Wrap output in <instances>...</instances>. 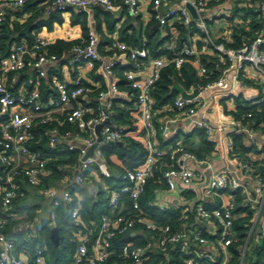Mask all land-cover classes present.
<instances>
[{
  "label": "built area",
  "instance_id": "obj_1",
  "mask_svg": "<svg viewBox=\"0 0 264 264\" xmlns=\"http://www.w3.org/2000/svg\"><path fill=\"white\" fill-rule=\"evenodd\" d=\"M32 0H0V36L5 23L6 11L21 9ZM141 0H47L43 12L51 15L54 12H68V10L86 11L101 8L106 12L117 13L126 8L131 16L138 15ZM166 1L176 2V7L165 13L160 12V6ZM150 10L160 26H166L178 21L186 30H193L198 36L196 47L182 48L172 53L170 57H158L149 61V74L138 79L135 71H127L123 76L127 87L135 101L136 114L139 117L148 155L144 163L134 170L127 171L119 178L116 177V188L107 191L106 207L112 217L103 215L96 229L83 224L79 218L80 204L71 191H77L85 186H94L97 179L115 178L103 161L101 147L104 144L123 142L125 129L116 126L112 121V94L118 92L115 82L107 89L95 88L83 84L80 78L72 83L49 73L46 66H54L57 70L61 66L60 58L48 52L49 43L37 39L34 44H13L4 54L0 52V168L4 176L0 186V264H42L44 250L36 249L32 261L19 258L15 254L14 244L2 233L4 221L1 210H7L17 196L20 188L18 180L36 188L41 179L50 172L46 169L47 158L39 153L30 151V142L34 139L33 126L39 124H68L73 131L57 135L54 128L50 131L47 147H60L63 152H78L77 164L58 166V170L70 169L74 172L72 180L66 183V190L59 196L57 185L65 179L55 180L48 187L41 188L40 194L50 199L52 207L60 204L69 207V214L74 224L82 225L83 231L73 233L70 241L75 242L76 248L71 264H103L110 254L111 241L121 235H126L136 227L146 232L154 247H177L180 253L187 256L183 264H231L233 251L237 253L238 263L242 264L248 248L253 242H258L264 255V28L254 39L239 49H232L222 42L213 40L209 33L206 19L207 0H151ZM195 12L192 18L186 6ZM111 50H117L128 56L136 69L140 62L147 59L144 49L131 48L123 43L114 41ZM71 64L89 68L100 67L105 78L114 77L116 61L103 64L97 52V40L92 32L87 33L83 46H73ZM210 55L218 58L224 66L219 75L212 81L201 83L199 79L206 75V69L201 65L199 57ZM191 62L198 77L194 90L196 99L204 94L215 91L237 92L235 97L241 98V105L247 111L237 116H228L215 124L200 116L204 104H191L190 100L181 95L174 100L173 108L178 117L189 119L194 128L204 131L210 139L215 133L227 136L226 154L243 178L252 184L249 188L243 180H239L228 171L212 173L205 178L203 172L192 169L189 163L205 164L183 145H169L165 150L158 148V128L154 121L153 99L150 90L159 80L163 69L168 66L179 70L185 63ZM33 72L37 80L49 77V89L44 97L39 83L31 88L15 87L19 77ZM253 91L255 94L245 95L244 92ZM251 93V94H253ZM90 97L95 98L93 105H82V101ZM57 115H63L64 121L59 122ZM264 116V115H263ZM103 125L100 130L101 140L98 141L96 127ZM76 133L81 146L76 149L62 143ZM232 135L242 137V144L249 148L242 153L234 147ZM262 143H258V140ZM93 148L92 155L86 157L88 150ZM164 156L170 158L171 165L162 174L169 191L174 189L173 179H178L185 188L203 187L201 197L196 203L185 206L180 210V218L174 225L158 224L149 219L141 209L140 200L146 192L148 181L153 175L155 165ZM23 158L24 165L14 160ZM111 189V190H110ZM127 195L131 201V211L124 213L123 196ZM244 202L239 205V199ZM159 212L166 208L157 207ZM246 218L243 237L238 238L235 223ZM54 214H51V220ZM97 230V231H96ZM133 237H136V233ZM140 235V233H139ZM145 235V234H144ZM116 260L111 264H143L146 260V249L126 243Z\"/></svg>",
  "mask_w": 264,
  "mask_h": 264
},
{
  "label": "trees",
  "instance_id": "obj_2",
  "mask_svg": "<svg viewBox=\"0 0 264 264\" xmlns=\"http://www.w3.org/2000/svg\"><path fill=\"white\" fill-rule=\"evenodd\" d=\"M236 5L231 11V16L226 18L228 23H230V38L228 40L219 39L216 42H222L225 46L232 49H239L244 44L250 42L254 39L262 29L264 28V0H238L235 2ZM39 2H34L32 0L30 3L23 6L21 13H27L30 11L32 17L25 19L21 24H10L4 23L2 27V33L0 36V52L4 54L8 51L12 44H19L21 42H26L28 45L34 44L33 33L40 30L42 27H50L54 23H61L62 19L59 13H55L48 18H42L43 7L39 6ZM126 12V9H123ZM72 12V10H70ZM110 12H104L101 9H95V17L100 15L108 19ZM127 14V13H126ZM128 22V21H127ZM72 24H79L83 31V36L86 39L87 27H86V16L85 15H76L72 17ZM208 24V22H207ZM173 28L180 30L182 27L178 21L174 22L172 25ZM120 33V41L127 44L131 48H144L148 55L157 58V57H170L171 52L167 50H161L162 45L170 40V36L159 39L158 31L146 30L145 39H142L140 36H135V34L128 35L124 31L125 27H122ZM112 30V29H111ZM8 34V35H7ZM3 35V36H2ZM77 41H64L57 40L54 44L49 45L48 52L54 54L57 57L71 49L73 46H76ZM111 46V41L107 38H103L99 44L100 46L106 45ZM179 45V42H178ZM83 46V45H82ZM201 65L206 69V75L199 79L201 83L207 81H212L219 75V70L223 68L224 64L218 58H213L210 55H202L199 57ZM128 68L118 70L114 68V71L117 75V87L121 92H127L131 94V90L127 87V82L123 76V70ZM196 69L191 62L185 63L179 70L174 69L172 66H168L162 70L159 80L150 90V96L153 99V109L159 113L158 115H163L161 110L163 108L169 107L172 114H177L173 108V103L177 97V93L172 90V87L177 84L183 87L184 89L189 88L191 85V79H195ZM197 81V80H196ZM104 88H101L103 90ZM239 114L246 112L247 110L243 107H239ZM112 111V121L116 126H124L127 124L129 126L128 133L125 131V137L123 138L122 146H117L114 144H104L101 147L103 154V161L112 172V174L119 178L121 175L125 174L127 171L134 170L139 168L145 161L148 150L146 147L144 132L139 130L136 133L135 138L128 136L129 133L136 132L138 128L133 122L130 121L131 114L129 111L124 112L121 109L113 108ZM264 111V108H263ZM264 112H262V117L264 118ZM237 116V115H236ZM59 122L64 121L63 115H57ZM56 129L57 135L62 136L64 132L73 131V128L68 124L64 123L63 125L56 124L51 122L49 124H39L38 121L35 122L33 126L32 133L34 134V139L30 142V151L39 153L42 157L47 158L48 162L46 169L50 172L47 177L41 179V183L36 189L40 190L41 188L48 187L55 180L67 181L69 179L70 172L67 169L58 170V166H70L77 164L78 152H63L60 150V147L50 149L47 147L50 131ZM198 136L200 138V145L196 150H191L197 158L202 159L204 155H207L213 149V144L209 142L203 131H198ZM190 137V136H188ZM242 137L239 135H232V141L235 148H238L242 153L247 152L249 148H246L242 144ZM64 159V160H63ZM171 165L170 158L164 156L154 168L152 177L147 183L146 192L140 200L141 209L149 219L154 220L158 224H170L174 225L176 220L180 218V212L174 211H165L159 212L157 208L151 205L153 201V194L156 189H162L166 187V182L162 176L166 169H169ZM4 176L0 168V186L3 182ZM104 186L116 188L119 183L116 178L102 180ZM20 188L17 191L16 198L12 201L11 205L7 210H1V216L4 221L2 227L3 235L14 244L15 254L20 257L21 252L27 251V259L32 261L36 249H44V260L45 264H71L73 261V255L76 248L75 242L70 241V236L72 233H77L83 231V226L74 224L71 220L69 214V207L60 204L53 209L54 219L47 221L42 224V227L37 233L35 238H27L24 232H19L17 230V225L22 222H31L33 220L32 208L23 209L18 207V202L22 199L24 190L21 189L22 185L26 183L21 180H18ZM28 186V185H26ZM100 189V188H99ZM75 192L86 195V190L84 188H79L77 191H71L75 195ZM104 191H100L96 194V200L94 203H91L87 197L85 200L79 201L80 212L79 218L81 222L93 230L96 229L99 225L100 218L103 215L112 217L111 212L107 209L106 203L107 200L104 198ZM122 201L125 204L124 213H129L131 211V201L127 195L123 196ZM25 211L28 216L24 220H15L14 215ZM246 218H241L235 223V229L238 232V238L243 237L244 223ZM55 227L58 230L59 236V246L56 248L50 241V230ZM16 229V230H15ZM97 231V230H96ZM138 231L139 236L132 237L131 232ZM130 233L126 235H121L115 237L111 241L110 251L113 254H110L107 261L103 264H111L116 260V256L119 254V251L126 243H133L135 246L144 247L146 249V260L143 264H183V260L187 258L180 253L177 247H157L154 250V244L146 232L142 229L136 227ZM144 234L147 236L145 237ZM257 261L264 264L263 253L261 249L257 251ZM231 264L238 263V256L235 250L233 251V258ZM87 264V263H83Z\"/></svg>",
  "mask_w": 264,
  "mask_h": 264
},
{
  "label": "crops",
  "instance_id": "obj_3",
  "mask_svg": "<svg viewBox=\"0 0 264 264\" xmlns=\"http://www.w3.org/2000/svg\"><path fill=\"white\" fill-rule=\"evenodd\" d=\"M47 0H34V2H39V6L43 7ZM116 3L122 2V0H113ZM150 1L151 0H141L138 6V15L131 16L128 11L126 12L121 8V10L117 13H109L108 19L104 16L100 15L95 17L94 11L98 8L88 9L86 11H79V10H68V12L59 13L61 16L62 22L61 23H54L50 29L47 27H42L40 30L33 33L34 42L37 39L44 40L50 45L54 44L57 40H64V41H77L78 43L76 46H82L85 43V38L83 36V31L79 24H72V17L74 14L76 15H85L86 16V27L87 33L92 32L97 40V52L99 57L101 58L103 64L108 63L109 61H116V66L118 70H123L124 72L127 71H135V75L138 79H143L148 76L149 74V61L154 59L153 57L148 55L147 52V59L141 61L139 69L134 68L133 64L129 62L128 56L123 54L117 50H111L110 45L108 43L106 45L100 46L99 44L103 38H107L109 41L114 42L117 41L118 43H123L120 41V33L121 30L124 28V31L127 32L128 35L135 34V36H141L142 39H145V32L146 30H155L159 33V39H164L170 36V40L166 41L161 50H167L172 53L181 50L182 48H192L196 47L197 45V38L198 36L193 32V30H186L185 28H181L180 30L173 28L172 24L166 26H160L158 24L157 19L155 18V14L150 10ZM236 1L238 0H207V10L204 15L206 22H208L207 26L209 28L210 36L213 40L225 39L228 40L230 37V30L226 18L231 16V11L236 5ZM178 4L173 1H166L161 4L160 6V14L165 13L170 8L176 7ZM101 9V8H99ZM126 9V8H125ZM22 9L12 10V9H5L6 17L5 22L10 24H21L25 19H29L32 17V13L28 11L27 13L22 14ZM103 10V9H101ZM104 11V10H103ZM105 12V11H104ZM189 12V11H188ZM127 13V14H126ZM51 14V15H53ZM190 14V12H189ZM50 15V16H51ZM191 15V14H190ZM42 18H48L49 15H45L42 11ZM192 17V16H191ZM193 18V17H192ZM128 21V22H127ZM224 21V26H219V22ZM112 29V30H111ZM3 31V30H2ZM8 35V34H7ZM87 35V34H86ZM3 36V35H2ZM87 38V36H86ZM179 42V45H178ZM26 43V42H21ZM15 44V43H14ZM20 44V43H19ZM13 45V44H12ZM127 45V44H126ZM70 50L63 51L60 55V62L61 66L58 67L57 70L54 66H46V69L49 73V77L52 75H57L65 79L68 83H72L74 79L80 78L83 81V84L90 85L95 88H104L107 89L108 85L115 82L117 85V75L114 71V77L112 78H105L100 67L89 68L86 64H81V66H76L71 64V57L72 54ZM162 57V56H160ZM158 58V57H157ZM195 79H191V85L189 88L184 89L180 85H177L183 89L188 94H192L194 90V85L198 81L197 74L195 75ZM49 77L41 79L40 81L37 80L36 75L33 72H26L22 74L19 79L16 81L15 87L19 90L25 86L27 89L31 88L32 86H36L39 83L41 85L40 89L45 96H47V92L49 89ZM197 80V81H196ZM173 88V87H172ZM176 92V91H175ZM177 93V92H176ZM237 92H230L229 91H215L212 93L204 94L197 99L194 97L190 100L191 104H196L197 102H201L204 104V109L200 111V116L207 119L211 123H216L223 118H227L228 116H236L239 115L238 108L243 104V100L241 98H236L235 96ZM253 91L244 92L245 95L254 96L255 94H251ZM180 95L177 93V97ZM109 99L113 106L117 109H121L124 112L129 111L131 114L130 121L135 124L138 128L135 130L134 133H129L128 136L131 138H135L137 135L136 133L139 130H142L139 117L136 114V106L133 96L128 94L127 92H121L118 89L116 94H112ZM176 97V98H177ZM175 98V99H176ZM96 103L95 98L90 97L88 99H84L82 101V105H93ZM242 107V106H241ZM171 112L170 108H163L161 113L163 115H158L156 110L153 109L154 114V121L158 128V148L161 150H165L169 145H183L188 151L196 150L200 145V138L198 136V129L194 128L191 121L189 119L178 117L175 114L169 113ZM125 129V131L129 130V126L125 124L121 126ZM202 131V130H200ZM204 132V131H203ZM190 136V137H188ZM205 138L213 144V149L207 155H204L201 160L205 161V164L197 165L194 163H189V167L198 171L203 172L205 178H210L212 173L220 172V171H228L237 177L239 180H243L245 185H248L249 188L252 187V184L245 180L241 174V172L236 168L235 163L227 157L226 154V141L227 136H222L218 133H215L213 138H208L204 133ZM258 143L263 142L259 139ZM62 145L67 146L71 145L78 149L81 146L80 140L77 138L76 133H73L69 139L65 140ZM192 153V152H191ZM14 160L19 162L21 165H24L25 160L23 158L14 157ZM64 160V159H63ZM71 175H69V179L63 183H55L57 186V190L59 196L62 195L63 191L66 190L67 186L66 183L72 180L74 176V172L67 168ZM115 177V176H114ZM116 178V177H115ZM97 182L94 186H85L84 188L87 192L86 195L80 194L75 192L76 199L79 201H84L85 197L94 203L96 200V194L101 190L104 191V195L106 198L107 191L111 187L104 186L102 180L97 179ZM174 189L169 191L167 187L162 189H156L153 194V201L151 205L155 208L162 206L166 208L165 211H174L179 212L182 210L183 207L186 205L189 206L192 204L190 201L194 200L193 203L198 202L197 199L200 196L203 190V187L194 188V191H191L189 188H185L178 179H173ZM100 188V189H99ZM21 189L24 190L22 199L18 202V207L23 209H31L32 208V215L33 220L31 222H22L17 225V230L19 232H24L27 238H35L37 236L38 231L42 227L43 223L47 221H51V214L53 213V207L50 199L45 198L42 196L38 189L32 188L26 185H22ZM111 190V189H110ZM160 196V197H159ZM159 197V200H158ZM244 202L243 198L239 199V205ZM158 209V208H157ZM28 214L23 211L14 215L13 218L15 220H24L27 219ZM54 228V227H53ZM16 230V229H15ZM75 233V232H74ZM137 236H139V232L136 231ZM73 234V233H72ZM72 236V235H71ZM70 236V237H71ZM133 237V233H131ZM147 237L146 235H144ZM254 239L251 240V244L248 248V251L244 257L242 264H262L261 262L257 261V251L260 250L259 243L253 242ZM44 250V249H42ZM154 250L156 248L154 247ZM27 251H22L19 258L27 259L28 256ZM18 256V255H17ZM247 259V262L245 260ZM33 259V258H32ZM31 260V259H30ZM28 260V261H30ZM264 260V255H263ZM44 260L42 264H45Z\"/></svg>",
  "mask_w": 264,
  "mask_h": 264
},
{
  "label": "water",
  "instance_id": "obj_4",
  "mask_svg": "<svg viewBox=\"0 0 264 264\" xmlns=\"http://www.w3.org/2000/svg\"><path fill=\"white\" fill-rule=\"evenodd\" d=\"M187 10L190 12L191 16L193 18H196V15H195V12L194 10L189 6L187 5L186 6ZM192 81V80H191ZM193 82V81H192ZM173 91H176L177 93H179L181 95V97L183 99H187V100H191L193 99L194 97L197 96V91L196 90H193L192 94H188L186 93L185 91H183V89L177 85H174L173 88H172ZM103 125H99L96 127V133L98 135V141L101 140V137H100V130L102 128ZM109 144H114V145H117V146H122V143L121 142H115V143H109ZM93 148L94 147H91L89 150H88V153L86 155V157L92 155V151H93ZM50 241L51 243L57 248L59 246V236H58V230L57 228H52L50 230Z\"/></svg>",
  "mask_w": 264,
  "mask_h": 264
},
{
  "label": "rangeland",
  "instance_id": "obj_5",
  "mask_svg": "<svg viewBox=\"0 0 264 264\" xmlns=\"http://www.w3.org/2000/svg\"><path fill=\"white\" fill-rule=\"evenodd\" d=\"M218 25L221 26V27L224 26V21H220ZM159 197H160V196H159ZM159 197H158V200H159ZM190 202L193 203L194 200H192V201H190ZM247 259H248V258H246L245 262H247Z\"/></svg>",
  "mask_w": 264,
  "mask_h": 264
}]
</instances>
